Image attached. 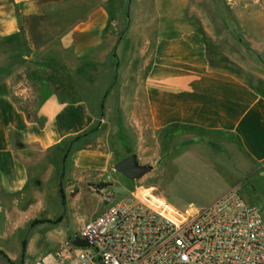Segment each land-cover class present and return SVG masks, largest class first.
<instances>
[{
    "label": "crops",
    "instance_id": "0c3cea01",
    "mask_svg": "<svg viewBox=\"0 0 264 264\" xmlns=\"http://www.w3.org/2000/svg\"><path fill=\"white\" fill-rule=\"evenodd\" d=\"M134 14L122 27L105 1L0 0V49L10 55L7 43L21 45L36 85L0 91V264L50 252L44 239L70 241L76 234L34 228L60 221L52 200L60 195L74 208L98 195L131 154L153 164L173 128H181L176 170L199 183L192 195L203 202L264 167V80L217 63L211 50L230 58L221 38L207 41L217 27L172 28L163 13ZM171 184L170 203L196 205L172 201Z\"/></svg>",
    "mask_w": 264,
    "mask_h": 264
},
{
    "label": "built area",
    "instance_id": "2783aa9c",
    "mask_svg": "<svg viewBox=\"0 0 264 264\" xmlns=\"http://www.w3.org/2000/svg\"><path fill=\"white\" fill-rule=\"evenodd\" d=\"M109 187L98 192L106 203L115 200ZM74 237L32 264H264L262 209L237 191L181 209L140 189L83 221Z\"/></svg>",
    "mask_w": 264,
    "mask_h": 264
},
{
    "label": "rangeland",
    "instance_id": "374dc122",
    "mask_svg": "<svg viewBox=\"0 0 264 264\" xmlns=\"http://www.w3.org/2000/svg\"><path fill=\"white\" fill-rule=\"evenodd\" d=\"M96 1H105L111 11V18L114 20L115 17H119V25L122 27L128 25V17L131 13H136L134 16L139 20L144 19L147 14L163 13L162 18L165 22H169V26L172 28L187 24L207 28L217 27L221 34L207 35V41H213L215 37L221 38L219 48L230 55V58L221 59L216 56L215 50H211V54L217 63H220L223 68L233 67V70L243 68L246 70L243 71L244 74L264 80V67L261 59L256 57L257 48L260 47L261 52L264 47V0H90V2ZM225 27H233L236 30L235 32H226L222 30ZM6 45V48L10 49V55L5 54V51L0 49V62L2 63L3 60L8 64L5 68H0V91L11 88L18 89V86L36 88L35 84L27 81L26 62L21 56L25 54L24 48L21 45L13 48L9 47L8 43ZM3 55L6 56V59H2ZM262 83L264 84V82ZM256 84L262 85L258 81ZM179 135H181V128L178 127L171 129L167 134H163L160 159L151 164L154 166V170L141 179L148 180L145 184L140 185V181L132 180L119 172H115V176L111 179L113 184L108 188L113 193L115 200L106 203L100 195L91 194L88 200H84L72 208L69 203H62L61 196L58 195L52 200L49 207L50 212L58 215L60 221L37 225L34 228L43 230L44 233L53 229H63L66 232L69 231L71 235L77 234L82 221L102 213L109 205L137 190L151 189L156 194L168 199L166 187L170 180L172 183L170 199L172 201H180L182 205L192 199L199 207L210 206L211 203L203 202L199 200L198 196L192 195L197 193L194 189L199 183L195 184L194 180L185 178L181 171L176 170L177 164L179 165L177 154L181 151V137ZM116 156L123 157V154L121 156L116 154ZM175 171L176 175L173 177ZM263 172V166H252L250 171L241 173L239 178L233 179V188L228 194L233 191L239 192L250 203L261 207L264 217ZM181 186L190 193L186 194L187 191L185 193ZM185 206L187 204L182 205L181 208ZM64 243L56 244L51 239H44L40 245L47 251H53ZM38 257L30 258L25 263L32 264Z\"/></svg>",
    "mask_w": 264,
    "mask_h": 264
},
{
    "label": "water",
    "instance_id": "95a60500",
    "mask_svg": "<svg viewBox=\"0 0 264 264\" xmlns=\"http://www.w3.org/2000/svg\"><path fill=\"white\" fill-rule=\"evenodd\" d=\"M115 169L132 180H139L151 173L154 170V167L149 164H141L137 155L131 154L119 161L116 164ZM72 244L78 247H88V244L79 237H74L72 239Z\"/></svg>",
    "mask_w": 264,
    "mask_h": 264
}]
</instances>
